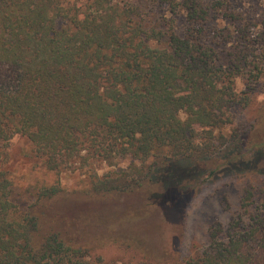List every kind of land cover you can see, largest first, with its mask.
Wrapping results in <instances>:
<instances>
[{"label":"trees","instance_id":"16d2710c","mask_svg":"<svg viewBox=\"0 0 264 264\" xmlns=\"http://www.w3.org/2000/svg\"><path fill=\"white\" fill-rule=\"evenodd\" d=\"M157 1L183 13L181 31L148 25L132 0H0V264H111L92 255L79 215L64 216L58 181L13 202L15 135L47 170L81 169L91 200L185 198L199 164L207 177L223 165L264 176V102L240 118L264 78L259 0ZM224 211L180 264H264V185ZM109 238L139 264H178L133 231Z\"/></svg>","mask_w":264,"mask_h":264},{"label":"rangeland","instance_id":"374dc122","mask_svg":"<svg viewBox=\"0 0 264 264\" xmlns=\"http://www.w3.org/2000/svg\"><path fill=\"white\" fill-rule=\"evenodd\" d=\"M132 2L136 4L148 25H154L167 32L173 28L181 31L184 27L183 13L172 15L168 7L157 0ZM259 2L260 11L264 13V0ZM243 85L241 80L236 81L237 90L243 89ZM263 102L264 78L257 86V94L253 97L251 106L240 118L253 119L256 109ZM180 117L185 118V114L181 112ZM223 131L226 134L230 132L228 128ZM224 152L219 157L223 156ZM263 162L245 164L241 169H257ZM129 163L130 160H122L118 165L127 167ZM186 164L187 161L177 163L180 167ZM6 167L12 185L11 199L20 207L32 201L35 188L58 181L63 187L59 204L64 216L68 219L74 217V223H77L76 215H79L84 223L82 226L87 231L85 239L92 244V255H100L111 264H139L140 254L109 238L129 231L138 233L148 241L151 249L158 252L161 249L164 252L166 249L167 253L163 254L167 259H171L172 263H182L184 257L195 254L196 250L206 243V229L209 223L215 219L224 221L225 206L227 203L232 207L236 206L249 182L258 188L264 185V176L236 170L232 165H223L213 176L207 177L203 174L206 168L199 164L196 172L200 181L192 186L185 198L180 196L173 200L166 198L161 201L150 198L145 201L140 195L130 194L114 196L105 201L91 200L85 198L82 193L88 186V179L81 169L58 173L47 170L33 156L32 144L20 135L13 136L9 141ZM107 170L116 171V168L102 164L98 174H104Z\"/></svg>","mask_w":264,"mask_h":264}]
</instances>
